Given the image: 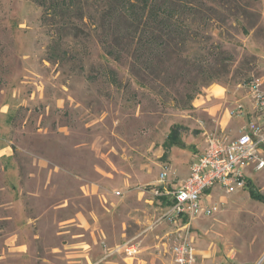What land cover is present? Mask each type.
I'll use <instances>...</instances> for the list:
<instances>
[{"label": "rangeland", "instance_id": "374dc122", "mask_svg": "<svg viewBox=\"0 0 264 264\" xmlns=\"http://www.w3.org/2000/svg\"><path fill=\"white\" fill-rule=\"evenodd\" d=\"M128 1L140 0H0V264H169L160 173L185 178L202 134L264 79V0H185L186 59L144 64L118 12ZM248 178L204 194L215 210L191 229L210 253L198 264H264V201L250 192L264 195V171ZM129 240L136 258L110 254Z\"/></svg>", "mask_w": 264, "mask_h": 264}, {"label": "built area", "instance_id": "2783aa9c", "mask_svg": "<svg viewBox=\"0 0 264 264\" xmlns=\"http://www.w3.org/2000/svg\"><path fill=\"white\" fill-rule=\"evenodd\" d=\"M244 87L249 107L240 104L230 112L248 120L240 127L239 134L231 137L225 131L207 133V148L193 162L190 174L180 179L167 166L160 173L159 185L152 189L161 205L162 198H167L166 215L177 226L169 264H198L191 229L199 217L211 216L215 210L209 203L211 193L205 200L206 192L219 189L231 194L246 187L249 172L264 171V79L253 78ZM170 176L175 178L172 189L167 185ZM140 248L138 241L129 240L111 249L110 254L124 252L134 259L141 253Z\"/></svg>", "mask_w": 264, "mask_h": 264}, {"label": "trees", "instance_id": "16d2710c", "mask_svg": "<svg viewBox=\"0 0 264 264\" xmlns=\"http://www.w3.org/2000/svg\"><path fill=\"white\" fill-rule=\"evenodd\" d=\"M184 4H187L185 0H140L136 4L128 1L121 7L122 9L118 10V12L123 10L129 13L124 14L129 23L126 31L133 35L132 42L137 46V58L141 60L145 58L143 64L150 59L154 60L157 55H159L156 58L159 63L166 56L168 59L180 58L182 55L185 58L186 51L183 44L189 41L190 34L188 27L185 28L186 19L184 16L189 11L193 13L194 10L187 8ZM118 12L116 10L110 15L115 16ZM213 12V9L209 8L205 18H209V14L211 15ZM194 14L196 15V11ZM112 52L109 50L108 54H112ZM149 54L154 55L155 58H146ZM115 60H119L118 57ZM215 76L218 77V75ZM111 82L117 84L115 77L112 76ZM166 138V149L178 144L180 135L177 128L173 127ZM164 156L167 157L166 153ZM250 184L251 180L249 179L246 188ZM250 192L255 199L264 201V195L255 193L252 189ZM167 204H169L167 198H162V205L167 206Z\"/></svg>", "mask_w": 264, "mask_h": 264}, {"label": "crops", "instance_id": "0c3cea01", "mask_svg": "<svg viewBox=\"0 0 264 264\" xmlns=\"http://www.w3.org/2000/svg\"><path fill=\"white\" fill-rule=\"evenodd\" d=\"M249 104V103H248ZM237 121H235L234 119H233V117H232V115H231V113H230V109H226V112H224V114H223V116H222V118L216 123L217 125V127H216V130L217 131H225L227 134L228 133H230V134H233V135H235V136H237L238 134H239V131H240V127L243 125V124H245L246 123V121H248V120H246V119H243V120H241V119H236ZM242 121V123H241V121ZM216 132V131H215ZM230 134H228V135H230ZM205 133H203L202 134V138H201V140L200 141H198V143H197V147H195V152H196V154H195V156H194V161L196 160V158L200 155V154H202L204 151H205V149L207 148V142H206V138H205ZM234 136V137H235ZM232 137V136H231ZM7 151V150H6ZM7 154H9L8 152H7ZM193 161V162H194ZM193 162L191 163V165H190V167H189V172H188V174H187V176L190 174V171H191V166H192V164H193ZM198 252H200L199 254H200V256H201V258H202V262L203 263H205L206 262V260L209 258V252H207V251H205V250H200V251H198ZM262 261H263V259H262Z\"/></svg>", "mask_w": 264, "mask_h": 264}]
</instances>
